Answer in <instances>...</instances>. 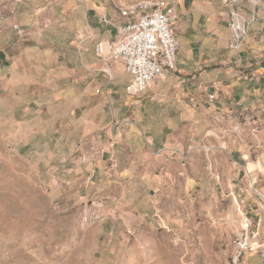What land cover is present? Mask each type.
I'll return each mask as SVG.
<instances>
[{
  "label": "crops",
  "instance_id": "0c3cea01",
  "mask_svg": "<svg viewBox=\"0 0 264 264\" xmlns=\"http://www.w3.org/2000/svg\"><path fill=\"white\" fill-rule=\"evenodd\" d=\"M162 1L176 17L175 69L132 98L123 65H111L109 82L95 56L96 44L107 42L120 20L108 0H0V67L16 60L15 74L33 85L46 75L54 107L62 109L47 129L56 143L46 159L50 186L56 195L62 188L66 210L84 201L112 204L113 255L103 264H120L132 252L131 237L143 234L135 220L148 200L174 205L179 229L195 230L201 241L204 230L223 240L245 215L258 222L264 243L263 27L252 26L242 49L232 52L222 0ZM88 109L94 137L89 147H72L77 133L87 140ZM61 117L64 128L57 127ZM101 251H109L105 243ZM248 258L264 264L260 252L245 254L241 264Z\"/></svg>",
  "mask_w": 264,
  "mask_h": 264
},
{
  "label": "rangeland",
  "instance_id": "374dc122",
  "mask_svg": "<svg viewBox=\"0 0 264 264\" xmlns=\"http://www.w3.org/2000/svg\"><path fill=\"white\" fill-rule=\"evenodd\" d=\"M136 1L108 0L118 14L119 9ZM11 30L22 34L18 29ZM16 64L11 59L0 67V264H103L113 255L112 204L98 207L84 201L66 210V198L59 194L62 188L57 195L54 193L56 188L50 186L46 159L56 143L50 140L47 129L55 127L52 120L59 119L62 109L54 107L56 92L46 75L41 76L40 85L30 84L29 76L20 80L22 73L15 74ZM27 69L30 73L29 63ZM33 73L37 78L36 72ZM123 81L124 77L118 79L116 85H122ZM92 111L88 109L87 140L77 133L72 147L78 142L90 146L94 137L90 125L94 118ZM78 114L75 113L72 130L78 126ZM65 125L66 119L64 123L61 117L57 127ZM44 132L45 137L40 135ZM37 134L43 138L39 139ZM25 144L27 148L23 147ZM65 144L66 139L57 142L60 148L66 147ZM32 151L42 156H27ZM41 159L43 164L38 165ZM139 214L135 228L143 234L131 237L135 241L133 250L124 252L120 264H230L228 236L239 228V221L223 240L204 230L201 241L195 230L184 233L179 229L172 204L148 200ZM103 243L109 250L104 255ZM247 260L250 264L256 262L255 258Z\"/></svg>",
  "mask_w": 264,
  "mask_h": 264
},
{
  "label": "built area",
  "instance_id": "2783aa9c",
  "mask_svg": "<svg viewBox=\"0 0 264 264\" xmlns=\"http://www.w3.org/2000/svg\"><path fill=\"white\" fill-rule=\"evenodd\" d=\"M221 3L228 9L230 51L239 52L250 29L257 24L263 27L260 39L264 41V0H222ZM118 15L120 20L114 35L107 42L96 44L95 56L102 62L101 74L109 82L115 79L111 65L122 64L128 77L124 91L129 97L137 98L154 81L175 69L179 46L174 35L176 17L174 9L162 0H137L119 9ZM228 240L230 264H241L247 253L260 252L264 256L258 222L254 225L248 216H240L239 228Z\"/></svg>",
  "mask_w": 264,
  "mask_h": 264
}]
</instances>
